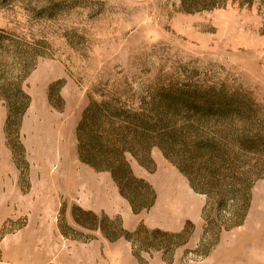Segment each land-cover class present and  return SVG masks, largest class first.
<instances>
[{
  "label": "rangeland",
  "instance_id": "rangeland-1",
  "mask_svg": "<svg viewBox=\"0 0 264 264\" xmlns=\"http://www.w3.org/2000/svg\"><path fill=\"white\" fill-rule=\"evenodd\" d=\"M2 28L39 53L19 124L0 100V264H264V0H0Z\"/></svg>",
  "mask_w": 264,
  "mask_h": 264
},
{
  "label": "trees",
  "instance_id": "trees-1",
  "mask_svg": "<svg viewBox=\"0 0 264 264\" xmlns=\"http://www.w3.org/2000/svg\"><path fill=\"white\" fill-rule=\"evenodd\" d=\"M38 53L39 50L30 47L27 41L20 38L17 39L3 28L0 29V100L5 101L6 110H8L6 118L7 128L9 124H19L21 116L28 106L29 96L22 89L21 78L27 72V68L31 64L30 61ZM116 156L106 168L111 171L113 179L121 188V192L123 193L124 186L132 183V181L147 189L148 186L143 183L142 179L131 175L124 161V156L120 154ZM89 163L98 168L95 161H90L89 159ZM145 188L143 189L144 191ZM132 207H134L133 202ZM78 222L85 227L93 228V226Z\"/></svg>",
  "mask_w": 264,
  "mask_h": 264
}]
</instances>
